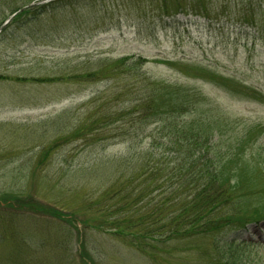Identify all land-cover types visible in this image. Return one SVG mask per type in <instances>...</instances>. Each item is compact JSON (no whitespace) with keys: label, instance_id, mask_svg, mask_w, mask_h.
<instances>
[{"label":"rangeland","instance_id":"374dc122","mask_svg":"<svg viewBox=\"0 0 264 264\" xmlns=\"http://www.w3.org/2000/svg\"><path fill=\"white\" fill-rule=\"evenodd\" d=\"M40 1L0 0V27ZM71 3L0 34V264H197L189 249L198 243H183L171 263L161 251L144 253L88 227L100 222L89 202L116 159L139 143L159 152L172 139L161 133L166 123L147 121L133 144L115 137L87 147L69 135L95 111L136 110L153 82L168 85L158 90L161 108L170 98L189 102L182 117L201 130V152L191 156L201 164L213 157L235 189L222 214L264 218V0ZM125 57L111 74L85 79ZM22 202L48 211L34 215ZM250 233L262 246L247 247L244 262L264 264V224ZM218 251L231 253L225 244Z\"/></svg>","mask_w":264,"mask_h":264},{"label":"trees","instance_id":"16d2710c","mask_svg":"<svg viewBox=\"0 0 264 264\" xmlns=\"http://www.w3.org/2000/svg\"><path fill=\"white\" fill-rule=\"evenodd\" d=\"M71 2L72 0H57L28 8L15 17L1 34L4 35L13 26L39 21V17L49 8L53 11L66 9ZM129 60L130 58L125 57L113 65L100 68L85 79L107 76L112 73L109 70L111 67L118 69ZM151 87L153 89L138 99L140 107L134 108L136 110H123L120 114L119 111L107 114H103V110L95 111L87 122L79 124L69 135L73 142H82L87 147L107 145L115 137L133 144L147 131L144 124L154 119L166 123L161 133L165 131L172 138L167 143L161 142L157 145L159 152L153 146L147 148L139 143L136 146L131 145L125 156L116 159L118 168L114 169L108 183L96 191L99 194L96 199L89 202L100 222L88 227H95L128 241L144 253L161 251L171 263L177 262L175 255L180 253L179 247L183 243H198L189 249L200 256L197 264H246L243 256L247 247L262 246L247 237L251 234L252 226L264 224V218L243 222L241 219L232 220L233 215L222 214L224 208L232 202L235 189L224 179L223 167L219 164L216 166L213 157L207 158L202 164L197 158L193 159L202 149L199 146L201 130H196L195 120L184 121L182 117V113L188 112L185 109L191 104L184 102L172 105L170 98L168 108L162 109L158 90L169 86L153 82ZM166 101L168 99L165 97L163 102ZM118 123L120 126L114 130H103V126L109 127ZM117 128L120 129L116 130ZM17 202L20 203L18 199V205ZM22 203L27 212L34 215L48 211L42 212L40 210H45L42 207ZM61 214L54 212V217L70 223L88 225L87 221L75 214H67V218ZM227 226L231 227V237L217 235ZM223 244L231 250L229 256L222 254V249L218 251V246Z\"/></svg>","mask_w":264,"mask_h":264},{"label":"water","instance_id":"95a60500","mask_svg":"<svg viewBox=\"0 0 264 264\" xmlns=\"http://www.w3.org/2000/svg\"><path fill=\"white\" fill-rule=\"evenodd\" d=\"M55 0H43L40 3H33L31 5H29L28 7H25V9L23 8L22 10H19L17 13H15L14 15H12L9 20L5 21V23L2 25V27L0 28V34L1 32L8 26V24H10V22L13 20L14 17H16L18 14L22 13L23 11H25L26 9L33 7V6H37V5H41L43 3H48V2H52Z\"/></svg>","mask_w":264,"mask_h":264}]
</instances>
